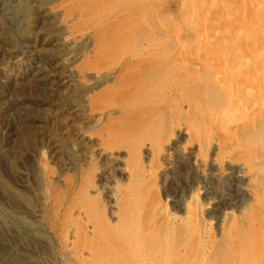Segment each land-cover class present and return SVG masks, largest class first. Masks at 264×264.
<instances>
[{"label":"rangeland","instance_id":"obj_1","mask_svg":"<svg viewBox=\"0 0 264 264\" xmlns=\"http://www.w3.org/2000/svg\"><path fill=\"white\" fill-rule=\"evenodd\" d=\"M99 1L119 14L110 18L112 22L120 13L127 14L117 32L116 40L121 42L91 67L98 77L84 75L91 88L66 78L59 68L61 82L46 76L37 80L23 72L12 56L17 28L0 39V67L11 85L8 97L0 98V264H100L96 257L104 255L105 244L98 241L120 232L131 238L124 250L126 259L115 264H149V253L167 257L175 246L183 248L184 242L191 246V264H201L210 252L215 256L211 264L228 259L224 232L219 228L216 232L217 208L203 201L202 190L206 184L211 195L222 197L230 188L221 171L208 174L212 158H222L216 146L221 134L213 132L202 142V167L194 169L187 148L190 139L179 132L193 119L194 125L208 120L207 108L223 104L224 97L213 89L206 66H218L222 58L235 70V79L243 82L237 69L241 57L255 63L263 58L264 0ZM23 12L21 25L29 36L36 27L29 8ZM46 21L41 28L48 26L50 18ZM140 41L150 53L136 58L131 49ZM86 45L92 49L93 36ZM202 89L211 94L203 96ZM131 90L139 96L137 100ZM257 128L264 140V119ZM170 142L174 143L166 152ZM240 153L231 159H241ZM167 154L172 162L168 169ZM108 184L111 190L106 192ZM109 191L115 199L108 198ZM190 191L198 194L196 203L201 204L197 206L211 208L197 225L191 214L174 212ZM243 201L247 206L236 213V220L255 244L264 238L263 213L250 195L243 196ZM169 216L178 219L173 226ZM256 218L260 232L253 229ZM92 242L99 246L91 254ZM240 242L246 244L242 264H261L257 253L252 256L249 250L251 241Z\"/></svg>","mask_w":264,"mask_h":264},{"label":"bare ground","instance_id":"obj_2","mask_svg":"<svg viewBox=\"0 0 264 264\" xmlns=\"http://www.w3.org/2000/svg\"><path fill=\"white\" fill-rule=\"evenodd\" d=\"M110 6L99 0H0V39L3 40L4 37L6 38L8 33L12 34V32L9 31L11 28L13 27L17 28L16 33H14V42L16 44V49L13 51L11 50L13 52L12 56L14 57V61L16 62V65H18L19 68L23 70V72L31 74L33 76L35 75L37 80H42L46 76L55 81H59L61 78L60 76L61 74L58 73V71L56 70L57 68H59L63 71L64 76L66 78H69L71 81L80 80L84 86L91 88L90 86L91 84L89 83V80L87 81L83 79L85 78L84 75L90 74L89 78H92L91 75L93 76V78L98 77L99 72L96 73H92L93 71L90 72L91 67H95L97 65L96 61L101 62L104 59L105 55L114 46H116L121 42V39L116 40L117 32L121 30L122 22L123 23L125 22L124 21V19L126 18L125 14L127 13L121 11L122 14L120 13V17L117 19V22H112L111 21L112 19L110 18L116 17L119 14L118 13L116 14V12H114V10L110 8ZM25 8L26 9L29 8V10L32 12L34 26L36 27L35 32L31 33V35L29 34V36H27L28 34L25 35L26 33L23 30V25H21L22 21H24L22 20L23 17L21 16L24 14L23 10ZM197 11H192V14L194 15L195 12L197 13ZM49 18L50 21L48 26L46 25L47 27L44 29L41 28V26L45 23L44 21L48 20ZM260 19L262 20V18ZM91 36H93V42H94L93 47H91L92 49H90V47L86 45V43L88 42ZM154 42L152 41V43ZM140 44L141 41L139 45ZM141 46L142 44L136 48L131 49V51H133L132 56L136 58H142V53L143 54L150 53L147 52V50H145ZM139 52L141 54L140 56L138 55ZM216 53H217L216 58L219 60L221 56L219 52ZM153 54L152 55L150 54L148 56L154 58ZM261 55L263 56V53H261ZM220 60L219 63L217 62L218 66L210 67V69L209 67L206 66V68H208L207 70L209 71V73H211V78H212L211 83L213 89H215L218 93H221L222 96L224 97L223 104L220 106L215 104L209 111L207 108L208 120H201L202 122L198 123L197 125H194L195 121L193 119L192 122L181 128L179 133L186 135L190 139L187 148L188 151L191 153L190 164L194 169L200 168L202 164V158H201L202 155L201 157L199 155L200 152L199 148L200 146H202V142H205L208 139L209 135H211L213 132L214 133L212 135L217 133L221 134L220 137H217V140L219 139L218 140L219 142L216 143L217 144L216 146L217 149L221 152L222 158L220 157L212 158L210 168L208 169V174L212 175L214 172L217 173L218 171H221L223 177L226 178L225 181L230 182V184L228 182L230 188L228 187L229 189L226 191V194H224L222 197L221 196L214 197L213 195H211L212 193H210V190H208L209 188L208 185L207 186L206 184L202 185L203 186L202 190L204 193L203 201L205 203L208 202L207 204L210 207L212 206L213 208L214 207L217 208L218 211L217 215H219V217H218V221H215L217 222L216 232L218 228L224 232L225 238L227 239L226 241H227L228 251L230 253V257L228 259H222L218 262L216 261L217 263L216 262L215 263L242 264V258H244V254H246V249H244L246 247V244H243L240 241H244L245 238H248L251 241V243H247V244L249 245L250 248L249 250H252V256L254 255V253L255 254L257 253L259 262L261 264H264V259H263L264 238L262 240L257 239V243L254 244V240L252 239L253 236L251 234L249 235L248 233L242 231L236 220V216H237L236 213L239 212L240 210L243 211L245 209L244 207L247 206V205L244 206V201H243V196L245 195H250L251 198L254 199V201H256L258 205H260L259 208L261 207L263 210L260 208L259 211L263 213V218H264V162H263L264 140L263 138L259 137V135L261 134L259 133L260 128H257V122L264 119V56L259 60L258 63H255L254 60H252L248 56H243V58L241 57L242 64L237 66V69L239 70V74L243 79V82L241 81L242 83L238 81L239 79L238 80L235 79L236 77L235 76L236 73H234L235 70L225 61H223L222 58ZM1 63H2V54L0 51V65ZM116 64L117 63L113 64L111 67L115 66ZM1 67H0V87H1L0 98H6L8 97L9 94V90H10L9 87L11 86L10 78L8 77L7 74H5L4 71H2ZM39 85L40 84H38V86ZM40 86L43 87V85ZM213 89L211 88L212 91ZM132 93L133 94L131 95H133V97L137 100L139 96L134 94L135 93L134 91H132ZM208 93L209 91H207V89H202L203 96H209L211 94L209 93L208 95ZM212 95L210 96V98H212ZM141 97L142 95L140 96V99ZM195 105H196L195 100H191V106H195ZM190 112L194 114L192 109ZM262 133L264 134V130ZM79 135L81 137H85V134L83 133ZM173 143L174 142L168 143L164 147V150L166 152L169 151V148ZM216 146L213 145V148L215 149ZM236 153L237 154L240 153V155H242L241 159L232 160L231 159L232 155H235ZM166 156L168 162L165 163L166 165L165 168L168 169L171 167L172 162H170L171 159H169L170 155L167 154ZM255 159H260L262 162H258V161L255 162L254 161ZM60 175H58V177ZM58 177L56 176V181H58L59 183ZM220 185H223V183H220ZM108 186L107 185L105 186L106 192L107 189H110V186L109 187ZM111 192L112 191L108 192V198L112 200L115 199V195L113 196L112 194L113 192L112 193ZM197 197H198L197 193L190 191L189 194L187 195V198H185L184 203L177 206V208L174 209V212L182 213L186 215L191 214L190 216L193 218L192 221L193 224L199 223V220L203 218V216H205L204 215L205 212L211 210V208L210 207L206 208L204 206L202 207L197 206L200 203V201L199 203L198 202L196 203V199L197 200L199 199ZM109 203H113V202H109ZM170 216L168 218H170L169 225L171 226L172 224H175V222H177L178 219L177 217L171 219ZM84 222L86 223V221ZM259 224L260 222L258 218H256L254 220V227L253 226L251 227H253V229L258 228L257 231L260 232V230H262L261 229L262 226H260ZM98 237L99 236H97V238ZM129 238H131V236H126V234H122L120 232L117 234L116 233L109 234L107 238L100 239L98 241L99 244L101 243L103 245L105 244L104 247L105 253L103 256L96 257L97 260L96 263L115 264L114 263L115 260L119 262L125 260L126 254L124 253V250L127 251V248L129 247V241H130ZM205 238L207 239V236ZM98 242L96 244L92 242L91 243L92 245L88 246V251L90 253L98 251V246H99ZM190 247L191 246L188 242H184L183 248L180 246H175L176 250L173 249L172 252L167 256L168 258L163 256L162 254L159 255V253L152 252L146 255L147 258L146 261H148L149 264H170L172 262H174L175 264H191V261L189 260L192 256V255L190 256ZM213 250L217 251V248ZM178 258L181 259L180 262L178 261ZM213 258H215V256L210 252V254L207 257L205 256L202 257L203 260H201V264H211L212 262H214ZM261 258L263 261H261ZM246 263L247 261L244 262V264Z\"/></svg>","mask_w":264,"mask_h":264}]
</instances>
